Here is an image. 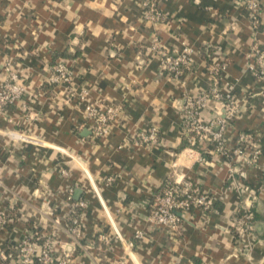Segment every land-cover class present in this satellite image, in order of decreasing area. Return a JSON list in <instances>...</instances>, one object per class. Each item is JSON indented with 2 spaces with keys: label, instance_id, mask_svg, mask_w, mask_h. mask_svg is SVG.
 <instances>
[{
  "label": "crops",
  "instance_id": "1",
  "mask_svg": "<svg viewBox=\"0 0 264 264\" xmlns=\"http://www.w3.org/2000/svg\"><path fill=\"white\" fill-rule=\"evenodd\" d=\"M141 1L0 0V92L10 73L26 91L0 114V264H26L17 247L35 233L55 240L71 264H264V80L245 66L253 43L264 45V6L253 33L245 0H154L167 16L159 23L143 21ZM156 40L192 50V70L179 80L162 75ZM59 62L73 73L72 90L51 82ZM214 62L224 64L223 81L241 105L227 147L236 148L240 133L255 135L256 167L244 170L242 158L208 146L191 151L184 140V98L208 90ZM90 104L122 108L108 137L92 134ZM153 127L158 147L134 144ZM231 169L244 170L236 180L256 200L230 188ZM182 179L210 194L215 210L186 214L171 234L141 203ZM244 207H253L255 233L237 238ZM74 211L82 220L75 239Z\"/></svg>",
  "mask_w": 264,
  "mask_h": 264
},
{
  "label": "built area",
  "instance_id": "2",
  "mask_svg": "<svg viewBox=\"0 0 264 264\" xmlns=\"http://www.w3.org/2000/svg\"><path fill=\"white\" fill-rule=\"evenodd\" d=\"M249 11L250 28L253 33L261 30V15L264 6L263 0H245ZM142 19L146 23H159L167 20V16L160 10L154 0H142ZM153 49L160 58L161 74L170 78L181 79L187 71L192 70L194 64L193 52L188 48L182 51L170 50L162 46L157 40ZM212 54H208L210 57ZM213 58V57H211ZM246 69L250 71L257 80H264V45L254 42L246 56ZM224 64L215 62L209 67L212 77V84L208 90L197 97L186 95L182 107V133L184 140L191 151L199 150L201 146H208L211 151L230 159L233 155L242 158L244 170L256 167L262 155V149L256 143V136L250 132L240 133L236 141V148L229 150L227 147L226 132L233 121L241 113V105L237 102L234 86L223 81ZM9 70V69H7ZM55 73L52 83H65L73 89L74 76L65 63H57L53 66ZM9 79L0 92V114L5 116L9 107L26 96L25 89L19 84L18 76L15 73L9 74ZM73 93L75 91H72ZM86 92L79 96L86 97ZM214 102V117L205 118V112L209 109V103ZM121 107L88 105L85 110L86 119L91 123L90 130L96 138H106L112 132V123L115 122ZM134 144L147 149L160 145L159 130L155 127L149 131L141 132L134 140ZM243 171L231 169L230 188L241 194H248L251 200L257 199V192L249 186L243 185L236 180L235 175L241 177ZM67 174L66 171H63ZM112 180V179H110ZM111 182V181H109ZM143 208L149 210V220L156 226L162 227L167 232L180 233L186 214L191 217L195 210L203 213L214 212L213 197L203 192L198 186L188 180H168L163 184L160 192L150 200L141 203ZM253 207H244L242 216L235 226L240 237L253 236L255 233V221ZM7 215L0 211V222L6 221ZM82 220L73 212L70 219L68 232L71 237L78 238L81 235ZM115 232L120 237L118 230ZM137 238H142L137 233ZM20 258L23 263L34 264H71L68 255H59L56 252V241L45 238L35 233L31 238L24 241L18 247Z\"/></svg>",
  "mask_w": 264,
  "mask_h": 264
},
{
  "label": "trees",
  "instance_id": "3",
  "mask_svg": "<svg viewBox=\"0 0 264 264\" xmlns=\"http://www.w3.org/2000/svg\"><path fill=\"white\" fill-rule=\"evenodd\" d=\"M252 211H253V210H252ZM253 212H254V211H253ZM254 221H255V215H254ZM233 231H234V235L238 238L239 235H238V233L236 232V229H234Z\"/></svg>",
  "mask_w": 264,
  "mask_h": 264
}]
</instances>
